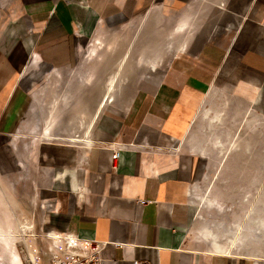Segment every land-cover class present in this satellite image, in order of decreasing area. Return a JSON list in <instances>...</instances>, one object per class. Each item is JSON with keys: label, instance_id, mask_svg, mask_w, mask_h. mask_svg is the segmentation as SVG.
Returning a JSON list of instances; mask_svg holds the SVG:
<instances>
[{"label": "crops", "instance_id": "crops-1", "mask_svg": "<svg viewBox=\"0 0 264 264\" xmlns=\"http://www.w3.org/2000/svg\"><path fill=\"white\" fill-rule=\"evenodd\" d=\"M158 8L178 14H167L173 39L186 37L192 17H211L222 33L224 17L238 23L228 40L186 47L188 35L164 66L136 62L78 145L41 142L44 227L104 243L101 264H264L215 252L197 229L190 190L206 155L189 133L211 87L264 114V0H0V136L17 130L29 106L22 73L31 58L69 70L98 26L139 15L144 25Z\"/></svg>", "mask_w": 264, "mask_h": 264}, {"label": "rangeland", "instance_id": "rangeland-1", "mask_svg": "<svg viewBox=\"0 0 264 264\" xmlns=\"http://www.w3.org/2000/svg\"><path fill=\"white\" fill-rule=\"evenodd\" d=\"M158 10L159 17H149L144 25L139 15L122 26L105 30L98 26L91 41L86 39L78 47L79 58L69 70L49 69L35 63L33 58L24 69L22 84L29 92V106L17 130L0 136V232L5 230L16 241L21 261L29 253L38 259L35 251L45 245L46 220L38 169L41 142L78 145L74 140L84 139V128L95 115L101 99L104 103L108 96L106 81L123 56L120 82L134 73L138 59L154 60L155 64L164 66L188 35L192 39L185 40L186 47L199 46L205 40H228L238 23L224 17L223 26L228 31L222 33L218 31L220 27L216 30L213 26L211 17L196 20L192 17L186 37L178 35L173 39L172 20L167 14L173 20L178 14ZM94 37L101 44H97V54L90 59L87 54ZM46 127L51 129V137L40 140L36 150V140ZM189 133L206 155L204 175L191 186L197 228L211 226L219 238L225 239L233 234L235 224L243 222L245 229L252 232L247 231L242 242L248 243L234 248V252L264 258V235L259 241L260 229L256 228L260 218L264 221V114L251 104L211 87L190 124ZM41 176L46 173L42 172ZM205 196L213 197L223 211L201 204L199 197ZM203 202L206 204L207 200ZM251 238L256 241L254 249L247 245ZM9 257L0 241V264H10Z\"/></svg>", "mask_w": 264, "mask_h": 264}, {"label": "bare ground", "instance_id": "bare-ground-1", "mask_svg": "<svg viewBox=\"0 0 264 264\" xmlns=\"http://www.w3.org/2000/svg\"><path fill=\"white\" fill-rule=\"evenodd\" d=\"M178 23V22H177ZM180 23V22H179ZM183 26V24H182ZM186 27V26H185ZM184 28V27H183ZM176 29V28H175ZM182 29V28H181ZM183 30V29H182ZM179 31V30H178ZM182 32V31H181ZM96 36V35H95ZM97 44H101V41L99 40V38L97 37H94L93 38V42H92V48L90 49V52L88 51V54H87V58H90V59H93L94 56H96L97 54V50H98V46ZM185 44V43H184ZM183 44V45H184ZM179 48V47H178ZM184 48V47H183ZM84 55V54H83ZM124 60H125V56L122 57V60L120 61L116 71H114L112 73V75H110L106 81V92L105 93H108V96L106 97L105 99V102L103 103V98L101 99L99 105H98V108L96 110V113L95 115L90 119V121L88 122L87 126L84 128V134L87 135L95 121V119L97 118V115L98 113L100 112L101 108L104 106L105 103H107L109 100H112L113 97H114V91H115V88L116 86L119 84L120 80H121V72L122 69H123V66H124ZM140 62H142V59H138ZM137 60V62H139ZM43 133V134H42ZM83 136V135H82ZM39 137H42V138H39ZM51 137V129H49V127H46L44 131L41 132L40 136H38V139L36 140V144H35V148L37 149V146L40 142V140L44 139V138H49ZM83 140V139H82ZM81 139H75L74 141H82ZM221 143V141H219ZM217 144V143H216ZM217 147V146H216ZM199 148V147H198ZM201 150H204L203 147L200 148ZM203 152V151H202ZM192 190V188H191ZM190 190V195H193V192ZM207 200L206 204L203 202V200ZM201 200V204H204L206 207H212L218 211H223L222 209V205L219 204V203H216V200L213 198V197H210V196H205L203 198L199 197V202ZM213 202L216 203V205L213 204ZM225 211V209H224ZM250 215V212H248V215ZM251 217V216H250ZM198 218V216H197ZM261 219V218H260ZM258 220L260 221L259 224L256 223L258 227H256L257 229L259 228V241L260 239H262V236L264 235V221L263 220ZM248 220V219H247ZM246 220V221H247ZM257 220V219H256ZM250 221V220H248ZM252 221V220H251ZM257 221V222H258ZM243 223V222H242ZM242 223H237L235 224L236 227L234 229V232L232 235H228L225 239H222V238H219V235L217 233V230H215L214 228H212L211 226H203L202 229L201 228H197L200 230V232L204 235V236H208V237H211V240H210V244L213 248V250L215 252H219V253H235L234 252V248H237L245 243H248V242H242V238H244L246 235H247V231L245 229V225L242 224ZM255 226V224H254ZM9 227V225H8ZM248 228H252V226L249 224ZM247 228V229H248ZM50 230V229H49ZM252 230V229H251ZM12 231V230H11ZM250 231V230H249ZM248 231V232H249ZM261 231V232H260ZM252 232V231H250ZM45 235H48L47 238H46V241H45V248L47 247V244L53 239H57L60 235V232L55 230V229H51L50 231H45L44 232ZM16 234V233H14ZM202 235V237H203ZM255 236V234H254ZM253 237V236H252ZM0 241H1V244L2 246L4 247V249L6 250V252L10 255V261L11 262H8L10 264H23L22 261H21V258L19 256V254L17 253L16 251V241L10 237L9 233L6 232L5 230L2 229V231L0 232ZM246 239V238H245ZM250 239V238H248ZM252 240H250V243L247 244V245H250L252 247V249L256 248L257 245H254L256 243V241H254L253 238H251ZM258 239V238H257ZM258 241V242H259ZM255 242V243H254ZM208 244V243H207ZM250 248V247H249ZM37 253V250L35 251ZM38 254V253H37ZM34 261H36L37 259L36 258H33L30 253L28 254ZM254 256V255H252ZM9 260V259H8Z\"/></svg>", "mask_w": 264, "mask_h": 264}, {"label": "built area", "instance_id": "built-area-1", "mask_svg": "<svg viewBox=\"0 0 264 264\" xmlns=\"http://www.w3.org/2000/svg\"><path fill=\"white\" fill-rule=\"evenodd\" d=\"M120 150L119 147L112 149L113 169H116L115 161L120 156ZM47 236L45 235V241ZM103 247L104 243L95 239L60 232L59 237L52 238L46 248L43 246L37 250L38 259L36 261L27 255L22 262L23 264H101ZM134 264H148V262L137 260Z\"/></svg>", "mask_w": 264, "mask_h": 264}]
</instances>
